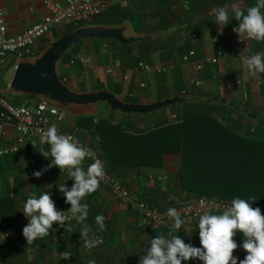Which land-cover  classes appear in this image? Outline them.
Here are the masks:
<instances>
[{
    "label": "crops",
    "instance_id": "1",
    "mask_svg": "<svg viewBox=\"0 0 264 264\" xmlns=\"http://www.w3.org/2000/svg\"><path fill=\"white\" fill-rule=\"evenodd\" d=\"M108 1L110 6L104 13L83 25H127L128 32L132 34L162 32L163 35L145 44L136 42L129 45L120 44L114 39H82L66 51L58 64L62 80L78 91L105 88L131 102H151L174 94L204 96L210 100L212 113L223 125L231 119L236 122L232 127L235 134L233 136L239 140L227 142L230 137L222 139L224 142H220L221 150L217 156L219 162H242L248 151L251 158H257L259 142L264 141V82L259 87H254L253 84L264 73L251 76L244 60L250 55L264 52V42L250 40L247 48L237 43L240 35L234 29L238 27L239 21L231 14L232 3H239L246 10L256 0ZM123 1H126V5ZM222 6L229 7L230 18L227 25L217 24L215 13L211 11ZM0 7L4 11L9 34L24 31L46 13L43 0H0ZM72 27L60 25L46 34L38 42L37 54ZM189 51H193V55H188ZM237 51L242 55L237 56ZM217 52L227 54L222 55L216 64L205 62L209 55ZM185 56L187 59H184ZM16 62L15 59H8L0 63L2 78L11 76ZM139 62L149 64L150 69H140ZM200 62H203V68L197 69ZM159 67H164L165 70L158 71ZM197 81L200 84H196ZM215 97L218 100L215 101ZM178 106H169L166 112L153 117L154 120H145L144 115L140 114L123 115L98 104L73 106L66 109L68 119L61 128L75 131L86 142L95 144L98 141L97 136L99 139L106 137L103 132L97 136L93 134L99 120H106L115 128V133L137 134L142 130L160 127L165 120L174 121L169 117V112L176 115ZM86 115L92 119H80L77 122L78 118ZM14 136V130L8 128L6 135L0 137V145ZM120 144L121 148L117 147L116 141L109 146L112 147L113 160L107 161L115 164L109 170L137 199L162 207L173 203L186 191L181 190L179 181L183 164L182 152L165 151L156 147L153 156L149 158L144 147L137 145L135 149L125 150L123 144ZM42 149L50 152L49 145L35 148L23 146L16 154L0 159V264H89L92 260L96 264H140L151 240L161 234L169 235L170 232L164 229L141 232L136 226V213L125 203L113 198L109 190L100 185L82 203L89 205V214L85 221L91 228L88 239L91 240V236L95 235L102 243L94 248L84 249V239L81 237L84 225L73 218L66 221L63 227L54 223L58 226L55 232L50 230L49 235L28 245L23 235L24 228L18 229L17 223L23 222L24 227L29 224L30 218L23 213L29 197L34 195L38 198L48 192L57 210L71 215V205L66 202L59 185L65 184L71 190L75 181L68 171L61 173L59 167L53 166L48 171H43L52 164V157H44ZM99 150L103 153L104 148ZM261 153L264 152L261 150ZM30 162L34 165L31 166ZM89 165L90 162L85 159V171ZM38 171L42 172L39 178L34 175ZM241 180L242 178L238 182L235 180L236 187L243 185L240 184ZM241 192L240 189L239 198H250ZM252 206L264 211L256 201ZM97 215L105 217L106 231L100 230L96 223ZM69 226L71 231H66ZM175 234L184 239L185 243L202 247L200 240L196 243L199 234L194 239ZM63 252H70L71 255L62 259L60 253ZM234 256L237 257L235 254ZM239 260L243 258L238 257V264ZM201 262L193 259L185 261V264Z\"/></svg>",
    "mask_w": 264,
    "mask_h": 264
},
{
    "label": "clouds",
    "instance_id": "2",
    "mask_svg": "<svg viewBox=\"0 0 264 264\" xmlns=\"http://www.w3.org/2000/svg\"><path fill=\"white\" fill-rule=\"evenodd\" d=\"M264 0H256L253 6L242 8L239 3H232L231 14L238 27L234 29L241 37L249 40L264 42ZM215 13V22L219 25L229 23V7L222 6L211 9ZM249 74L256 77L259 73H264V52H259L245 58ZM99 140V136H97ZM41 145L50 146V152L41 150L44 157L51 155L52 164L43 171H48L50 167H59L63 172L67 169L70 177L75 181L71 190L65 184H60L59 189L65 195L66 202L71 205L69 213L58 211L51 194L44 192L38 198L29 197L23 207V213L30 218L29 224L24 227L23 235L28 245L36 239H43L50 234V229L54 223H59L61 227L65 221L75 219L84 225L81 229V237L84 239V249L96 247L102 243L99 239H88L91 228L85 223L89 214V205L82 201L91 193L97 191L100 182L105 177L104 164L96 159L85 171L83 163L90 157V152L82 145L72 139L70 135L58 134L55 125L41 130ZM39 178L42 172H35ZM248 199L234 198L230 206L225 207L222 213L212 214L205 212L199 216L198 230L200 244L202 247H195L191 243H185L179 235L175 234L185 221L181 219L180 213L175 208H169L167 215L172 219V231L168 236L158 235L151 240L150 247L146 255L140 259V264H182L184 261L198 259L203 264H238V257L234 256V251L242 247L247 255L239 264H264V214L259 207H253L255 197ZM96 223L100 230L106 231L104 224L105 217L96 216ZM66 231H71L69 226ZM187 232V228L185 229ZM237 232L242 233L244 240L242 245H238L234 237ZM70 252L60 253L62 259H67ZM89 264H96L95 260Z\"/></svg>",
    "mask_w": 264,
    "mask_h": 264
},
{
    "label": "built area",
    "instance_id": "3",
    "mask_svg": "<svg viewBox=\"0 0 264 264\" xmlns=\"http://www.w3.org/2000/svg\"><path fill=\"white\" fill-rule=\"evenodd\" d=\"M43 4L46 13L37 22L18 34L8 33L5 14L0 7V63L8 59L17 61L22 57L36 55L38 42L58 26H81L91 21L95 16L104 13L110 6L108 0H65L64 2L43 0ZM123 4L126 5V1H123ZM237 43L245 48L250 46V40L241 36L237 38ZM225 54L227 52L211 54L205 59V62L216 64L218 59ZM188 55H193V51H189ZM241 55L242 53L237 51V56ZM184 59H187V56ZM138 67L145 71L150 69L149 64L144 62H139ZM196 68L202 69L203 62L198 63ZM164 70V67L158 68V71L163 72ZM263 82L264 76H261L253 85L254 87H259ZM196 84H200V82L197 81ZM13 96L19 101L15 102ZM169 117L175 119L176 115L171 113ZM67 119L68 113L65 108L36 97L13 95L8 91L6 84L5 88H0V137L6 135L8 128L14 130L15 136L0 145V158L16 154L23 146L35 148L47 145H41L40 143L41 130H47V128L55 125L58 129V134L70 135L74 141L90 152V157L86 158L90 164L96 159L103 162L106 175L101 180L100 185L106 187L113 198L125 203L136 213V226L144 233L158 229L171 232L173 221L167 215V210L175 208L180 213L181 219L185 221V224L176 233L187 239H194L199 234L198 222L200 215L205 212L220 214L225 207L230 206L233 199L209 194H193L187 191H183L173 203L162 207L137 199L133 192L124 186L121 180L108 172L100 150L82 139L77 132L65 131L61 128V125ZM30 165L33 166L34 163L30 162ZM60 172L67 173V170L65 169L62 172L60 169ZM58 211L64 212L63 210ZM58 226L53 224L50 230L55 232ZM17 227L18 229H23L24 223H17ZM186 228L187 232L185 231ZM91 238L98 239L95 235H92ZM236 242L238 245L243 244V241ZM234 253L244 257L247 255V252L242 247L238 248ZM182 264H185V261Z\"/></svg>",
    "mask_w": 264,
    "mask_h": 264
},
{
    "label": "trees",
    "instance_id": "4",
    "mask_svg": "<svg viewBox=\"0 0 264 264\" xmlns=\"http://www.w3.org/2000/svg\"><path fill=\"white\" fill-rule=\"evenodd\" d=\"M74 28L76 27H72L67 32L73 30ZM27 96L33 97V95ZM98 105H102L105 107L107 106L105 104ZM177 106L179 109L176 112L177 118L174 121L165 120V122H161L160 127L142 130L137 134L120 132L115 133V128L113 126H110V124L106 120H99L95 125L93 134L97 136V134L103 132L106 137H104L103 139H101L100 137V139L96 141L95 144L92 143L90 145L96 149L104 148V151L101 154L104 157L107 170L110 173H112L110 170L111 168L115 167V164H113V162H108L107 160H113V155H111L112 147L109 146H111L114 141H116V145L119 148H121L120 143H122V146L125 150L127 148L130 150L135 149L134 147H137V145L144 147L146 150L145 153L147 157L149 156V158L153 156L156 147H160L165 151H180L182 152L183 156L182 169L179 173V181L182 189L185 188V181H188V188L194 192L193 194H209L230 199H234L235 195L239 197L238 192L241 189L244 195L250 198L255 197L256 202H258V204L264 208V153H261V150L264 152V150L262 149V147H264V141L259 142L260 148L258 149L257 158H251L248 151V154H244L245 156L243 157L242 162L237 161L235 163H226L230 164L231 167L232 165L234 166L235 180L238 182L240 178H242L240 184L242 183L243 185H239L236 187V182H234L233 184L226 183V185L230 184L227 194L201 192L198 186L199 184L195 182V180L198 182L206 180L201 170V168L203 167V164L201 163L208 164L210 163V158H218L217 156L219 155L221 150L219 144L220 142H224L222 141L224 137H230L227 142H234L239 140L238 138H235L233 136L235 134L232 127L233 123L235 124L236 122L231 119L230 121L225 123L226 126L222 125L219 122L217 116L212 113V107L207 103L192 102L177 104ZM167 108L169 107H166L162 110H166ZM80 119L88 121L89 119H92V117L87 115L84 117H80L77 120L78 123ZM230 134L232 136H230ZM197 139H208L212 141L209 154L207 153V150H205V148H208V146L203 147L202 145H197L195 143ZM202 142H204V140ZM212 161L218 163V161L215 159ZM146 163L150 164V162L148 161H146ZM221 174L224 175V177L228 175L225 171L220 172V177H222ZM198 175H200V177H198ZM143 201L145 202V200ZM261 212L262 214H264V211ZM241 237L244 238L242 233L237 232V235L234 237V239L236 241H243L244 239H240ZM235 255L243 259L245 258L244 256L238 254ZM199 264H203V262Z\"/></svg>",
    "mask_w": 264,
    "mask_h": 264
},
{
    "label": "water",
    "instance_id": "5",
    "mask_svg": "<svg viewBox=\"0 0 264 264\" xmlns=\"http://www.w3.org/2000/svg\"><path fill=\"white\" fill-rule=\"evenodd\" d=\"M127 25L104 26L82 25L60 35L42 51L31 57H22L15 63L8 80V91L17 96L34 95L37 99L47 100L65 109L73 106L105 104L121 114H148L174 104L192 102L211 103L204 96L174 94L151 102L125 101L108 89L78 91L69 87L60 77L58 64L66 51L85 38L114 39L120 44H145L163 33L147 35L129 33ZM214 100H218L215 97ZM225 102L224 99H220Z\"/></svg>",
    "mask_w": 264,
    "mask_h": 264
},
{
    "label": "rangeland",
    "instance_id": "6",
    "mask_svg": "<svg viewBox=\"0 0 264 264\" xmlns=\"http://www.w3.org/2000/svg\"><path fill=\"white\" fill-rule=\"evenodd\" d=\"M9 78H10V76L9 77L7 76L5 78L0 77V88L6 87V84L8 83ZM13 97H14L13 100L15 102L19 101V99H17L15 96H13ZM33 97H35V96L33 95ZM161 112L164 113L166 111L161 109V111L158 110V111H154L152 113L144 114L145 120L149 119V118H152V120H154L153 117L159 116V113H161ZM169 113L171 114L173 112H169ZM125 115H127V114H125ZM163 117L165 118V115ZM165 119H168V118H165ZM220 123L223 125L222 122H220ZM203 140H204V142H202ZM211 142L212 141L208 140V139H197V141H195V143L199 146L200 145H202L203 147L208 146V148H205V150H207L208 154L210 152ZM201 152H203V151H201ZM2 158H4V157H2ZM2 158H0V159H2ZM214 159L217 160L218 163L215 161H212ZM201 164H203V167L201 168V170H202L206 180L205 181L203 180L202 182H198L195 180V182L197 184H199L198 186L200 188V191L205 192V193H213V194H227V192L229 191L230 184L226 185V183L233 184L235 182V176H234L235 168H234V166L232 165V167H231L230 164L220 163L219 158H215V157H213L212 159L210 158V163H208V164L201 163ZM199 166H200V164H199ZM222 171L227 172L228 175H226L224 177V175L221 174V176L223 178L220 177V172H222ZM198 177H200V175H198ZM188 185H189V182L185 181V188H183V190H186V191L189 190L190 193H194L192 190H190L188 188ZM230 188H232V187H230ZM181 190H182V188H181ZM240 239H244V238L241 237ZM199 240H200V238L198 237L196 243H198Z\"/></svg>",
    "mask_w": 264,
    "mask_h": 264
}]
</instances>
